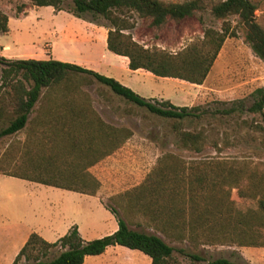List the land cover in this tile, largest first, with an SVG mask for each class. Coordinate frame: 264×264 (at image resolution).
<instances>
[{
    "label": "trees",
    "instance_id": "obj_1",
    "mask_svg": "<svg viewBox=\"0 0 264 264\" xmlns=\"http://www.w3.org/2000/svg\"><path fill=\"white\" fill-rule=\"evenodd\" d=\"M31 1L37 6L60 10L61 0ZM70 2L68 13L72 16L81 18L83 14H90L109 22L106 48L126 57L130 70L142 69L156 77L202 84L224 40L234 34L225 23L229 15L238 17L244 41L264 63V29L255 20L256 5L250 0L213 3L210 13L223 20L221 28H204L201 38L176 52L145 47L129 33H124L135 26L134 21H128V14H136L149 20L152 28L161 29L168 21L178 22L200 10L202 6L198 0ZM7 32V16L0 12V33ZM93 81L123 100L171 120L178 147L201 152L203 134L180 126L184 120L200 119L205 114L199 106H177L169 100L144 98L116 79L74 63L53 58L8 59L0 56V138H9L0 154V175L90 196L96 194L100 183L89 168L117 149L131 132L106 123L95 111L90 94L82 88ZM251 96L253 102L248 110L264 118V86L255 88ZM235 107L223 109V114L233 112ZM20 133L23 137H19ZM178 161L171 154L162 155L160 164L147 174L142 185L124 193L130 204H138L145 224L155 232L130 228L115 209L108 208L117 223V229L112 233L86 240L80 236L77 227L72 226L56 241L48 242L32 232L11 264L21 261L22 264H83L87 256L102 254L114 245L140 251L150 258V264H180L173 255L177 249L156 232L170 241H185L191 246L225 241L254 246L264 243L258 239L261 236L258 228L263 226L264 218V184L255 181L257 174H249L252 181L241 186L239 181L244 168L239 162L212 157L193 159L184 166ZM224 187L235 188L240 202L249 197L255 199V207L237 209L234 200L219 196ZM139 190L149 198L138 203L140 198L135 194ZM185 192L188 193L186 198L183 197ZM200 193L206 195L200 196ZM54 247H59V254L47 258ZM178 251L184 253L183 249ZM189 256L199 259L190 253ZM209 264L236 263L219 257Z\"/></svg>",
    "mask_w": 264,
    "mask_h": 264
},
{
    "label": "rangeland",
    "instance_id": "obj_2",
    "mask_svg": "<svg viewBox=\"0 0 264 264\" xmlns=\"http://www.w3.org/2000/svg\"><path fill=\"white\" fill-rule=\"evenodd\" d=\"M198 1L202 6L200 10L178 22L168 21L161 29L152 28L149 20L136 14H128V21H134L135 26L124 33H129L145 47L176 52L201 38L204 28H221L223 20L210 13L211 5L218 0ZM250 1L256 5V22L264 29V0ZM59 7L60 10L37 6L31 0H0V12L8 19V32L0 33V56L8 59L53 58L105 76L117 75L125 79L116 54L106 48L105 40L101 38L102 33H107L109 22L90 14H83L81 18L72 16L68 13L70 0H61ZM225 20L234 34L224 40L202 84H190L176 78L173 82L161 77L143 80L144 96L160 95L178 106L204 109L205 114L200 119L180 123L185 130H198L203 134L201 152L178 147L171 120L123 100L96 81L82 86L96 103L97 110L93 108L99 116L112 126L127 128L131 135L111 154L90 167L89 171L100 183L94 196L0 176V264H11L32 232L48 242L56 241L72 226H76L86 240L112 233L115 217L108 208L115 209L130 228L155 232L145 224L138 204H130L124 193L139 188L147 174L160 164L159 159L164 154L175 156L184 166L193 159L212 157L239 162L244 168L239 181L241 186L250 183L252 180L248 175L254 173L257 174L255 181L264 184V118L248 110L253 102L251 92L264 86V63L244 41L238 17L229 15ZM115 65L118 68H114ZM232 105L236 106L235 110L223 114V109ZM8 142V137L0 138V154ZM177 169L181 170V167ZM218 194L221 198L234 200L237 209L255 207L256 200L251 197L240 202L235 188L224 187ZM203 195L206 193H200ZM135 196L140 198L138 203L149 198L140 190ZM187 196L185 192L183 197ZM262 221L258 239L264 242V218ZM156 233L177 249L173 255L180 264H209L219 257L236 264H264V243L254 246L225 241L191 246ZM59 252V247H54L47 258H53ZM189 253L199 259L191 258ZM83 264H150V258L140 251L114 245L102 254L87 256Z\"/></svg>",
    "mask_w": 264,
    "mask_h": 264
},
{
    "label": "crops",
    "instance_id": "obj_3",
    "mask_svg": "<svg viewBox=\"0 0 264 264\" xmlns=\"http://www.w3.org/2000/svg\"><path fill=\"white\" fill-rule=\"evenodd\" d=\"M106 31L105 33H102V36L101 38L103 40L106 39ZM106 43V42H105ZM117 57V60H118V63L121 65L122 67V72L124 71V74L126 76V78H122L123 76H117V75H111L112 77H114L117 81H119L121 84L129 87L130 89H132L134 92H136L137 94H139L140 96L144 97V98H155L157 100H166L163 96H160L158 95L157 97L156 96H144L143 94V91L145 90L144 88V82L143 80H147L148 78H157L156 76L152 75L150 72L148 71H145V70H142V69H137V70H130L128 67H127V63H128V59L124 56H119V55H116ZM114 68H118V66H113ZM139 77V79H138ZM163 78V77H161ZM174 78H168V82H173ZM139 80V81H138ZM169 100V99H167ZM171 102V101H170ZM93 106L94 108L96 109V103L93 101ZM172 103V102H171ZM176 105V104H174ZM178 106V105H177ZM97 110V109H96ZM125 113V112H124ZM105 120V119H104ZM107 121V120H105ZM108 122V121H107ZM89 170H91V168H89ZM0 176H3V175H0ZM30 182V181H29ZM35 183V182H34ZM115 219V218H114ZM117 229V223H116V219L115 221L113 222V226H112V230L110 232H113ZM109 232V233H110ZM20 249V248H19ZM18 249V250H19ZM18 252V251H17Z\"/></svg>",
    "mask_w": 264,
    "mask_h": 264
}]
</instances>
